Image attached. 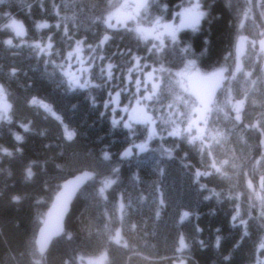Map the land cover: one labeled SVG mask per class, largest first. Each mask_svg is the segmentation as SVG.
<instances>
[{"label":"trees","instance_id":"16d2710c","mask_svg":"<svg viewBox=\"0 0 264 264\" xmlns=\"http://www.w3.org/2000/svg\"><path fill=\"white\" fill-rule=\"evenodd\" d=\"M156 1L168 13L161 12L164 18L195 3L151 0ZM89 2L4 0L0 4V27L11 23V16L27 29L25 39L17 38L12 29L0 31V85L11 105L5 114L0 101V264H90L101 256L105 258L102 264H256L258 244L264 239V188L260 185L264 163L256 164L264 155V52L251 48L240 60L243 67L238 77L228 80L210 115L221 108L211 118L209 140L189 143V138L173 136V130L166 129L171 109L177 107L182 116L187 114L179 103L186 94L179 86L175 92L164 93L169 89L166 86L159 96L164 130L159 129V139L148 150L154 155L135 151L133 156H124L129 147L144 140L140 137L144 129L130 131L113 124L110 107H105L108 87L94 71V81L101 85L79 88L66 79L61 67L69 62L67 53L74 52L75 44L60 46L59 37L78 35L75 40H83L79 56L90 60L85 47L98 43L106 30L105 20L115 1L98 0L87 6ZM201 3L208 15L198 34L190 30L177 45L160 53L157 47L156 58L169 56L170 64L180 70L185 63L172 54L183 50L184 58L192 60L202 74L222 67L236 71L239 37L252 34L251 38H257L256 31H264V0L260 11L256 0ZM41 22L49 28L37 29ZM107 29L113 35L112 52L122 55L117 58L123 66L127 51L138 49L136 32L123 39L119 32ZM91 33L96 34L91 37ZM49 37L53 53L47 55L34 45L46 46ZM9 38L11 46L4 43ZM250 55L255 59L248 61ZM243 85L254 95L241 94ZM33 97L49 103L53 113L31 105ZM241 101L238 120L234 107ZM187 118L179 119L177 126L185 127ZM65 129L74 133L71 140ZM17 135L23 139L17 141ZM197 169L212 173L200 178L203 190L193 183ZM29 170L34 173L32 180L27 178ZM85 171L94 173L93 180L75 199L63 236L41 255L36 238L47 211L62 183ZM106 180L115 183L101 196ZM14 195L20 197L19 203H12ZM237 210L240 217L232 221ZM185 211L189 216L181 222ZM241 219L247 221V236ZM181 237L187 244L184 249L179 248ZM225 256L230 259L226 261Z\"/></svg>","mask_w":264,"mask_h":264},{"label":"flooded vegetation","instance_id":"af4514ba","mask_svg":"<svg viewBox=\"0 0 264 264\" xmlns=\"http://www.w3.org/2000/svg\"><path fill=\"white\" fill-rule=\"evenodd\" d=\"M149 2H151V0H126L125 4L129 5L130 8L133 7L134 10L132 11L129 7H126L128 10L124 14L126 22H128V24H130V26L132 25L134 27L136 35H139V33L137 32V29H144L146 31L151 32V34H149V37H147L149 39V46H148V54L146 56V59H144V60L142 59L140 49L128 50L126 53L128 60H127V62H123L124 67L122 66L121 63H119L118 66L115 69H113V70H116V72H113L114 73L113 79L109 80L105 76L104 85L108 87L107 92H109L110 95H112L113 93L115 94L118 91H117V84L114 83L115 79H116L114 77V75L116 74L118 79L123 78L121 80L122 84H120V85L123 89H125V91H123L125 95L124 96L120 95L118 103L114 102L115 101V96H114V98L111 101V104L108 106V107H110L109 109L111 110L112 121L116 120V121H118V123H116V124H122V125H124L125 123L131 122V127L127 128L130 131L134 130V129H139V128L147 129V130H149V134L147 135V137H149L152 133V130L155 129V135L157 136V137H155V139L157 140V138L159 139V134H158L160 131L159 129H161V131L164 130V128L160 124V123H162V121L160 119L161 101L158 98V96L160 95V92L163 89H165V88L162 89V83L166 80V75L164 74L166 72L163 71V69L161 71V69H159L155 64L148 63L147 61H150V59L152 57L156 56V48L157 47H161V49L157 50V52L160 53L164 49H166L170 46L172 47V45H174V44L177 45V43L180 40V36H183L186 32L193 30V29L190 26L185 27L183 25L185 17H186V15H182L184 10H182L180 12H175V15H174L175 18L170 19L169 22L167 21V24H165L162 20H160V18H158V20L154 19V21L149 22V24L147 26H141L142 24H139V21H143V20H141L140 18L137 19L135 17V15L141 10V7H138V5H141V4L145 5L146 3L148 4ZM132 3L134 4L135 7L133 6ZM185 8H188V7H184L183 9H185ZM177 18L181 19L180 23H178ZM203 19H201L197 29H199L200 26L202 25L201 23H202ZM169 25L171 26L170 29L167 27ZM127 29H128V25L126 26L125 29H122V30H127ZM111 30H113L114 32H118L117 28H114L113 26H111ZM172 30H176V35H177L178 39L175 41H173L171 39V36L169 34L170 31H172ZM157 35L160 36V38H161L160 40H157L154 38ZM245 36L247 37V49H246V52L244 54V57L248 56L251 48L258 47V50L260 52H264L262 49H260V42H259V40L264 36H261L260 39H255L253 37L251 38L252 35H245ZM112 38H113V35H111V39ZM161 41H163V43H161ZM184 52H185V50H184ZM51 53H53L52 49L49 50V52L46 54L50 55ZM122 54H124V52H122ZM124 56H125V54H124ZM137 56L140 57V59H141V66L138 68L135 67V65H134L135 62L133 61V57H137ZM172 56L177 61H179L181 59L185 63V65L182 68H180L181 73L178 76L180 79L179 80L174 79V81H171V83H172L171 85L173 86L175 83L177 86H179V89H181L183 93L189 94V95L191 94L194 97L196 104L199 108L198 100L192 94L191 89H190V78L195 74H201L203 76H209V74H202L198 68H195L192 60H190L188 58L186 60V58H184L185 57L184 53H180L177 56L172 54ZM175 59H173V60L175 61ZM253 59H255L254 56L250 55L248 58V61H251ZM98 61H100V60L98 59ZM188 62H191L192 64L188 63ZM88 68L90 70L88 72H86V74L93 72V71L96 73V70H97L96 63L94 65L88 67ZM124 68H127L128 70L133 69V71L131 73L128 72V74L129 75H131L132 73L136 74V77H137L136 81L141 82L139 87H137L136 83H132V79H130L128 77L129 75H127V80L126 81L124 80V78H125V72L123 70ZM153 69H155V71L153 72V77H156L157 83L160 84V89H159L160 92L158 91L159 93H157L156 96L152 100H145L144 97L151 94V84H152V81L147 80V73L149 71H153ZM177 70H179V69H172V71L170 73L171 78L175 76V74L177 73L176 72ZM191 72H195V73H192L190 75ZM77 74L79 75V77H82L84 73H81L78 69ZM237 75L238 74L235 73L233 75V77L237 76ZM237 77H235V78H237ZM166 86H169V84L166 83ZM221 91H220V93H221ZM219 94H218V96H219ZM218 96H217V98H218ZM132 97L134 99L135 98H138V99L133 100ZM109 100H110V98H109ZM137 101H139L140 103H137ZM216 101H217V99H216ZM215 103L213 105V108L215 107ZM134 105H136L137 107L140 105H143L146 108L148 113H150L153 117L152 119H153L154 128H151L147 123H140V118L136 116V113L134 111L133 112L131 111V108ZM124 108H127L128 111L127 112L123 111ZM211 113H210V115H211ZM133 116H135V119H132ZM196 117H197V115H196ZM194 119H196V118H194ZM197 129H199V128H197ZM197 129H196V132H197ZM155 135H152V136H155ZM196 137H199V135ZM156 140L150 139L148 143H146L147 142L146 141L143 144V145H146V147L144 148L143 151H141L139 145H135L133 147L132 151L129 152V156H133V154H135V151H137L139 154H142L145 151H148L150 148V144Z\"/></svg>","mask_w":264,"mask_h":264},{"label":"snow or ice","instance_id":"6c2138e0","mask_svg":"<svg viewBox=\"0 0 264 264\" xmlns=\"http://www.w3.org/2000/svg\"><path fill=\"white\" fill-rule=\"evenodd\" d=\"M4 3V0H0V4H3ZM126 7H129V5L127 4H124V5H121V8H126ZM138 7H144L143 4L141 5H138ZM201 7H202V3H201V0H195V3L192 4L190 7L188 8H185L184 9V12L182 13V15H186V16H190L192 18V22L191 24L189 25L193 30H197V27L201 21V19L203 18L204 16V11L201 10ZM112 15H109L106 20H105V24L110 28L111 27V24L109 23V21H111L112 19ZM248 16H247V13L244 14V20H247ZM9 19L11 20V23L9 24H6L2 27H0V31H5V30H8V29H12L14 32H15V35L17 37H20V36H24L25 35V31L23 29V26L22 24L17 21L16 19H13L11 16H9ZM159 23V22H158ZM241 27L244 26L243 22L241 23L240 25ZM59 27V25L57 26ZM169 29L171 28V26H167ZM36 28L37 29H46V28H49V24L48 23H45V22H41V23H37L36 24ZM137 32L140 33V35L147 39V35L151 34V32L149 31H146L144 29H137ZM65 34L67 35V29H65ZM170 36H171V39L173 41L177 40V35H176V30H172L170 31ZM261 36H264V33H261ZM109 35L107 34H104L102 39H100L99 41V46H102L105 44L106 41L109 40ZM155 39L157 40H160V36L157 35L154 37ZM246 42V38L241 36L239 37V43L237 44V52L238 53H241L242 51V48H243V45L245 44ZM5 44L11 46L13 44V40L11 38L7 39L4 41ZM161 43H163V41H161ZM82 45L83 43H80L79 40L76 41L75 43V50L74 52L73 51H69L67 53V59L70 61L73 59V57L75 56L77 58V61H78V64L80 65V68H79V71L81 73H86L88 72L90 69L88 67H84V61L83 59L79 58V54L82 52ZM260 46L262 49H264V39H262L260 41ZM34 47H36L37 49H39L40 52L42 53H48L49 50H51L53 48V44L51 42V37L48 38V43L46 46H42L41 44L37 43L34 45ZM101 59H103V57H101ZM133 61L135 62V67H140L141 66V59L140 57H133ZM191 66V65H190ZM114 65L112 63H108L107 64V67L106 69L102 68L101 71L104 72L106 71V74H107V79L111 80L113 79V69H114ZM237 71H240V68L239 66H237ZM133 71V69H129V73H131ZM155 71V69H153V71H149L147 73V80L148 81H152V84H151V93L153 95H148V96H145L144 99L145 100H152L154 98V94H157L158 93V90L160 89V85L156 82H154V77H153V72ZM162 71V69H161ZM71 84H75L77 85L79 88H87L90 86V81L88 79H84V80H79L77 78H74L71 80ZM70 84V86H71ZM136 84H137V87L140 86L141 82L140 81H136ZM121 95V92H116L115 93V101L116 103L119 102V97ZM0 101H2V108H3V111L4 113L6 114L10 109H11V105L8 104L6 102V99H5V94L3 92V90H0ZM137 103H140L139 101H137ZM30 104L33 105V106H37V107H42L44 108L47 112L49 113H52L53 112V109L51 108L50 104L49 103H45L42 99H38L37 97H33L31 98L30 100ZM243 105V101L239 102L235 107L237 108V116H236V119H240V116H239V109L242 107ZM108 105L106 104L105 107H107ZM123 111L127 112L128 109L127 108H124ZM56 119H60L59 116L56 117ZM132 119H135V116L132 117ZM146 120H151L152 118L151 117H145ZM118 123V121L116 120H113V124H116ZM124 127L125 128H130L131 127V122L129 123H125L124 124ZM255 127V126H254ZM25 131H27V127H25L24 129ZM201 132H203V129L200 130ZM180 134V131L178 128H174L173 131L171 132V135L173 136H178ZM152 135H155V129L152 130V133L151 135L149 136V139H151V136ZM66 136H67V139L71 140L74 136V133L71 132V131H67L66 130ZM198 137H193V139H197ZM23 139L22 136H19L17 135L16 136V140L17 141H21ZM141 151L144 150V148L146 147V145H139ZM4 151H7L6 149ZM129 151H125L123 153L124 156H128L129 155ZM105 159H108V154L106 153ZM264 163V155H262L260 157L259 160L256 161V164H262ZM213 167H215V165H213ZM217 171H219L218 169H216ZM30 174V172H29ZM197 176H200L201 174L200 173H196ZM85 176L87 177L88 174L86 173ZM115 181L113 180H106L105 183H104V186L100 189V195L103 196L105 194V189L111 187L112 184H114ZM260 185L262 188H264V176H261L260 178ZM248 187L251 189L253 187V184L251 181L248 182ZM262 217H264V212H262ZM188 217V213H185L183 216L180 217V220L181 221H184L186 218ZM240 217V212L237 210L235 212V214L232 216V221H236L238 218ZM240 223L242 225H244L245 227V232H244V235L247 236V221L241 219ZM117 240L119 239V233H117ZM203 244V242H201ZM187 247V244L184 240L183 237L180 238L179 240V248L180 249H184ZM216 247L219 248L220 247V238L217 237L216 239ZM43 248H41V252H43ZM105 258L103 256H101L99 258L98 261H95V262H90V264H102V261L104 260ZM226 261H228L230 259V257H227L225 256L224 258ZM256 264H264V239H262L259 244H258V248H257V256H256Z\"/></svg>","mask_w":264,"mask_h":264},{"label":"bare ground","instance_id":"6f19581e","mask_svg":"<svg viewBox=\"0 0 264 264\" xmlns=\"http://www.w3.org/2000/svg\"><path fill=\"white\" fill-rule=\"evenodd\" d=\"M98 0H90V2L87 4V6L89 5H92L93 3H96ZM258 1H263V0H256V2H258ZM113 4V3H112ZM133 4V3H132ZM154 5L153 6H151V7H149L150 5H148L147 3L144 5V7H141V10L135 15V17L138 19V18H140L141 20H143L142 21V25L141 26H147L148 24H149V22H151V21H153V20H151L152 18H160V20H162L165 24H167V21L169 22L170 21V19H174L175 17H173V16H169V17H166V18H164L163 16H161L160 15V13L161 12H163V14H168V13H165V7H163V5L161 6V8H160V1L159 2H155V3H153ZM133 6H134V4H133ZM135 7V6H134ZM130 8V7H129ZM152 8V10H150ZM132 11L134 10V8L133 7H131L130 8ZM145 9L147 10V11H145ZM148 10H150V11H148ZM153 10H156V11H153ZM110 13V12H109ZM141 15V16H140ZM154 15H156V16H154ZM108 17V16H107ZM106 17V18H107ZM177 21H178V23H180L181 22V19L180 18H177ZM183 21V20H182ZM23 23V22H22ZM109 23L111 24V25H113V27L114 28H117V31L120 33V35L123 37V39L124 38H126V39H128L129 38V36H130V32H134V27L131 25L130 26V24H128V22H126V19H124V20H122V21H117V22H115L114 23V18H112L111 19V21H109ZM25 25V24H24ZM106 25V24H105ZM128 25V29L127 30H122V29H125L126 28V26ZM107 28H109L107 25H106V30L104 31V33H101V35H99V36H101V39H102V37H103V35L104 34H107V35H109L110 37H111V34L109 33V29H107ZM257 29H259V27H253L252 28V30H257ZM81 33L82 34H84L85 36H87L88 35V32L87 31H85V30H81ZM130 33V34H129ZM261 33H264V31L262 30V31H256V35H255V37H257V38H255V39H260V37H261ZM57 34H59L58 32L57 33H55L54 34V36H57ZM96 33H91V37L92 36H94ZM98 35V34H97ZM252 35V34H251ZM78 35H73V34H69L68 36H66V37H59L58 38V42H59V45L61 46H64L66 43H73V44H75L76 43V37H77ZM147 37H149V35H147ZM243 37H245L246 38V42H245V44H244V46H245V50L247 49V37L244 35ZM135 38V37H134ZM254 38V37H253ZM262 38H264V37H262ZM261 38V39H262ZM261 39L259 40V42L261 41ZM111 39H109L104 45H102V46H99V42L98 43H93L92 42V44H90V45H88V46H86L85 47V51H84V54H86L87 55V57L89 58V59H91V60H88L86 57H84V56H79V58H81V59H83V61L85 62L84 63V67H90V66H92V65H94L95 63H96V68H97V70H96V77H98L99 79H100V83H102V84H104L105 83V76L107 77V74H106V71H104V72H102L101 71V69L102 68H104V69H106V67H107V64L108 63H112L115 67H114V69L118 66V64H119V58H117V56H122L119 52H117V50H114L113 52H112V43L110 44V41ZM135 43H136V46H137V48L138 49H140V51H141V57H142V59L144 60V59H146V56H147V54H148V46H149V39L147 38V39H145V38H143L141 35H140V33H139V35H137L136 36V38H135V41H134ZM238 43H239V41H238ZM178 48H181V46L180 47H178ZM246 52V51H245ZM181 53H183V50L181 51ZM185 54V53H184ZM99 57L101 58V57H103V59H100V61H98V59H99ZM167 58V59H166ZM164 60H160V59H158V58H156V56H154V57H152L151 59H150V61H147L148 63H151V64H155L156 66L158 65L159 67H161V69H163V71H165L166 73H164L165 75H166V80L162 83V89L163 88H166V83H168L169 84V89L167 90V91H165L164 93H167V92H170V91H174V89H173V87H172V85H171V81H174V79H180L178 76L180 75V71L179 70H177L176 72V74H175V76L174 77H172L171 78V76H170V73H171V71H172V69H175V66H174V64H170V59H169V56H167ZM90 63V64H89ZM77 64H78V62H77ZM78 68H77V71H78V69L80 68V65L78 64ZM238 66H239V68H240V70L242 69V67H243V65H242V61H240L239 60V62H238ZM70 69L72 68V67H69ZM75 68V67H74ZM73 68V69H74ZM124 70V72H125V78H124V80L126 81L127 80V75H129L128 74V72H129V70L127 69V68H124L123 69ZM113 72H116V70H113ZM217 72H219V73H225V75L228 77V80L230 79V78H233V75L236 73H238L239 71H229V70H227L225 67H222V68H220V69H218V70H216V71H214V72H212V73H210L209 74V76H211V75H213V74H215V73H217ZM114 74V73H113ZM114 77L116 78L115 79V82L114 83H116L117 84V91L118 92H121V95L122 96H124L125 94H124V92L123 91H125V89H123L122 87H121V85L120 84H122V82H121V80L123 79V78H120V79H118L117 78V75L115 74L114 75ZM130 79H132V83H136V74H134V73H132L131 75H129L128 76ZM97 78V79H98ZM236 81H239V82H241L240 80H238V79H235ZM154 82H156L157 83V81H156V77H154ZM177 82V81H176ZM100 83H97V84H100ZM159 84V83H158ZM175 84V83H174ZM75 85V84H74ZM101 85V84H100ZM160 85V84H159ZM176 85V84H175ZM164 90V89H163ZM163 90L160 92L159 90V92H160V95L159 96H161L162 95V92H163ZM158 92V93H159ZM241 94H244V95H254L252 92H250L249 91V89L247 90L246 88L244 89V85H243V90L241 91ZM150 95H152V93L150 94ZM156 96V94H154V97ZM159 96H158V98H159ZM132 99L133 100H137L138 98H133L132 97ZM217 99V98H216ZM215 102H216V100H215ZM97 104H98V102H97ZM134 107H136V105H134L132 108H131V111H132V109L134 108ZM138 107H143L145 110H146V108L143 106V105H140V106H138ZM174 107V106H173ZM174 110H176V112L175 113H177V114H180V110L179 109H177L176 107H174L173 109H171V111L172 112H174ZM213 111V106H212V109H211V111L209 112V113H207L206 114V118H205V121L204 122H200V123H197L196 124V122L195 121H191L189 124H188V122H187V124H186V126H185V129H181V127H178V129H179V131H180V135L182 136V138L183 139H185V138H189L190 140H194L193 139V137H196V136H198L199 135V137L197 138V139H200V140H202L203 138V140H209L210 139V136H211V132H212V125H211V123H210V113ZM133 112V111H132ZM146 112L148 113V111L146 110ZM148 114H150V113H148ZM151 115V114H150ZM196 115H198L197 113H196ZM197 128H199V129H197ZM196 129H197V132H196ZM201 129H203V132H201L200 130ZM198 134V135H197ZM155 137H157L156 135L154 136V140H155ZM154 142V141H153ZM129 148H131V149H133V147H129Z\"/></svg>","mask_w":264,"mask_h":264},{"label":"water","instance_id":"95a60500","mask_svg":"<svg viewBox=\"0 0 264 264\" xmlns=\"http://www.w3.org/2000/svg\"><path fill=\"white\" fill-rule=\"evenodd\" d=\"M19 21V20H17ZM25 31L24 36L16 37L20 39H25L27 36V29L24 23L19 21ZM192 22L190 16H186L183 25L189 26ZM14 32V31H13ZM15 34V32H14ZM264 39V38H262ZM261 39V40H262ZM260 49L261 46H260ZM264 51V49H262ZM245 46L243 45L241 53L237 52L239 60L245 54ZM228 81V77L225 73H215L211 76H203L201 74H195L190 78V89L192 94L198 100L199 108L197 109V118L194 120L197 123L204 122L206 114L212 109L215 100L220 93V91L225 87ZM136 113V116L140 118V123H147L151 128H154L153 119L146 120L145 117H152L148 114L143 107H134L132 109ZM132 151L128 148L126 151ZM88 174L86 177L85 174ZM94 173L90 171L82 172L66 181H64L60 187V190L56 194L51 207L46 213L44 222L38 232L36 238V246L38 252L41 255H45L49 247L54 240L63 236L65 232V223L72 209V205L79 195V193L88 185V183L93 180ZM43 248V252H41Z\"/></svg>","mask_w":264,"mask_h":264},{"label":"rangeland","instance_id":"374dc122","mask_svg":"<svg viewBox=\"0 0 264 264\" xmlns=\"http://www.w3.org/2000/svg\"><path fill=\"white\" fill-rule=\"evenodd\" d=\"M113 1H115L114 3H113V5H115L114 6V8H113V10H111L110 11V13L108 14V16L109 15H112V17L114 18V23L115 22H117V21H122V20H124L125 19V17H124V14H125V12H127V8H121V5H124L125 3H126V0H113ZM262 3H263V1H258L257 3H256V7H257V9L260 11L261 10V8L263 7V5H262ZM148 5H150L149 7H151V6H153L154 4H153V2H149L148 3ZM162 6V5H161ZM160 6V7H161ZM150 10H152V8L150 9ZM150 10H148V11H150ZM145 11H147L146 9H145ZM153 11H156V10H153ZM160 15H162L161 13H160ZM154 16H156V15H154ZM154 19H157L158 20V18H152L151 20H153L154 21ZM139 24H142V21H139ZM111 26H113V25H111ZM99 59H100V57H99ZM76 62H78L77 60H76V58L75 59H72V60H70L69 62H67V63H64V64H62V69H63V73H64V75H65V77H66V79L68 80V81H70L71 82V80L73 79V77L75 78H77V79H79V80H84V79H88L89 81H90V85L92 86H98L97 84H96V82L94 81V74H93V72H90V73H88V74H86V73H84L83 74V76L82 77H79V75L77 74V68L79 67L78 66V64H76ZM193 62V61H192ZM188 63H191V62H188ZM90 64V63H89ZM192 64V63H191ZM193 65H194V63H193ZM69 67H72L71 69L69 68ZM75 67V68H74ZM74 68V69H73ZM180 71V70H179ZM192 73H195V72H191L190 73V75L192 74ZM172 84V83H171ZM173 87V89H174V91L173 92H175L176 90H178V86L177 85H173L172 86ZM107 96L110 98V100L109 101H107L106 102V104L109 106L110 104H111V101H112V99L114 98V96H115V94L113 93L112 95H110L109 94V92H107ZM2 102V101H1ZM1 102H0V104H1ZM179 103L180 104H182V106H183V108L182 109H184V111L187 113L186 115H184V116H182L181 115V112H180V114H177V113H175V112H172L171 110L169 111V113H168V119H169V122H168V125H167V127H166V129H168V130H170V131H172L174 128H178V127H180V126H177V122H178V120L179 119H184V118H187V122H188V124L192 121V120H195L194 118H197L196 117V112H197V108H198V106H197V104H196V102H194V100L188 95V94H186L184 97L182 96V97H180V100H179ZM237 105V104H236ZM2 107V106H1ZM177 108V107H176ZM235 108V112H236V107H234ZM177 109H179V108H177ZM221 108H218V107H216V111L212 114V116H210V120H211V118H212V120H214L215 118H216V114H217V110L219 111ZM53 113V112H52ZM241 118V117H240ZM186 122V123H187ZM186 126V125H185ZM164 128V127H163ZM181 129H185V127H183V128H181ZM66 130L67 131H70V130H68V129H65V133H66ZM143 133L140 135V137L142 138V140H143V138H144V140L142 141V142H140V143H137V144H139V145H142V144H144L146 141V143H148L149 142V140L150 139H148L149 137H147V135L149 134V130H143L142 131ZM166 133H168V132H166ZM67 137V136H66ZM154 138V136H151V139H153ZM148 139V140H147ZM204 139V138H203ZM202 139V140H203ZM156 140V139H155ZM162 147V146H161ZM161 147H160V149H161ZM150 152V153H149ZM158 152V151H157ZM161 151L159 150V153H160ZM149 153V154H148ZM156 153V152H155ZM144 154H148V155H154V152L153 151H145V153Z\"/></svg>","mask_w":264,"mask_h":264},{"label":"clouds","instance_id":"9594fccd","mask_svg":"<svg viewBox=\"0 0 264 264\" xmlns=\"http://www.w3.org/2000/svg\"><path fill=\"white\" fill-rule=\"evenodd\" d=\"M207 15H208V13H207V12H204V16H203V18H205ZM203 18H202V19H203ZM45 23H47V22H45ZM57 26H58V25H57ZM195 34H198V29H197V30H194V35H195ZM109 39H111V37H109ZM177 39H178V38H177ZM204 41H205L206 43L210 42L209 39H208L207 37L204 38ZM79 42H80V43H83V40H79ZM106 42H107V41H106ZM106 42H105V43H106ZM13 72H15V69H13ZM0 90H3V86H2V85H0ZM189 143H191V140L189 141ZM105 155H106V153L104 154V157H105ZM225 163H227V162L225 161ZM217 169L220 170L219 168H217ZM29 172H30V174H29ZM196 173H200L201 175H200V176H197ZM210 175H212L211 172H207V173H205V172H201L199 169H197L196 172H195V179H194L193 183H194V184H198V185H199V189H200V190H203V189L205 188V185L199 183L200 178H201L202 176L207 177V176H210ZM33 176H34V173L31 172V170H29V171H28V174H27V178H28V180H32ZM208 199H209V197H207V196L204 197V200H205V201H207ZM11 200H12V203L16 204V203H19V202H20V197L14 195V196H12ZM185 213H188V212H186V211L183 212V213H182V216H183ZM188 216H189V213H188ZM181 222H182V221H181ZM182 264H184V262H182Z\"/></svg>","mask_w":264,"mask_h":264}]
</instances>
